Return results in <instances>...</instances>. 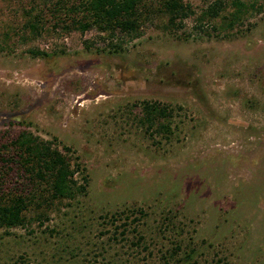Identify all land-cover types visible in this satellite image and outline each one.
I'll return each instance as SVG.
<instances>
[{
    "label": "rangeland",
    "instance_id": "obj_1",
    "mask_svg": "<svg viewBox=\"0 0 264 264\" xmlns=\"http://www.w3.org/2000/svg\"><path fill=\"white\" fill-rule=\"evenodd\" d=\"M44 1L0 0V154L21 129L67 147L85 193L0 228V264H264V0L231 26L235 0H182L180 28L158 14L115 40Z\"/></svg>",
    "mask_w": 264,
    "mask_h": 264
},
{
    "label": "trees",
    "instance_id": "obj_2",
    "mask_svg": "<svg viewBox=\"0 0 264 264\" xmlns=\"http://www.w3.org/2000/svg\"><path fill=\"white\" fill-rule=\"evenodd\" d=\"M157 2L155 7L150 0H56L50 8L62 9L65 15L80 13L79 19H71L70 28L83 32L94 27L110 40L117 39L116 33L129 39L139 36L140 27L145 20L149 21L153 15L158 14L166 16L165 27L180 28L182 20L192 13L190 6L182 0ZM232 5L231 20L225 23L227 26H231L233 21H240L248 8H252L250 4L238 0L233 1ZM220 8L221 2L215 1L207 6L204 16L214 18ZM36 18L37 15L33 22L26 23L30 31L37 30L34 23L37 22ZM111 44L112 48L118 47V43ZM139 106V122L150 129V132H161L168 136L170 109L158 101L149 100L141 101ZM5 146H9L13 152L7 157L6 153L0 154V162L3 164L0 175L9 174L12 170L15 182H21L15 186H5L3 176H0V228L6 230L24 225V211L31 207H50L54 200L72 199L85 193L86 177L80 174L79 183L75 179L74 174L78 171L80 173L82 168L78 163H71L67 147L60 150L49 140L42 139L27 129L19 130Z\"/></svg>",
    "mask_w": 264,
    "mask_h": 264
}]
</instances>
